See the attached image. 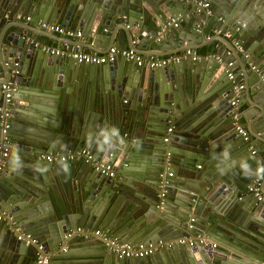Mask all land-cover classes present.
<instances>
[{"label":"water","instance_id":"1","mask_svg":"<svg viewBox=\"0 0 264 264\" xmlns=\"http://www.w3.org/2000/svg\"><path fill=\"white\" fill-rule=\"evenodd\" d=\"M202 1L0 0V106L1 85L10 88L4 119L9 154L0 170V264H35V246L17 241V230L35 236L51 264H259L264 259V202L252 194L234 201L235 188L249 186L253 174L244 158L253 150L264 160L259 147L264 146V38L255 32L252 43L248 37L252 16H263L249 2L220 9L217 0H208L215 8L206 14ZM221 13L231 28L243 24L234 35L243 52L218 34L201 43L206 50L199 61L181 59L157 68L117 58L82 64L66 55L71 47L89 54L131 48L143 56L195 50L190 39L197 25L207 36ZM25 15L31 19L25 21ZM169 19H179V27L158 37V27ZM37 20L79 30L80 36L46 31ZM47 39L62 53L45 52ZM236 58L241 73L248 62L263 70L247 78L252 110L240 115L229 104L231 83L221 85V93L208 90L205 96L202 90L213 77L220 84V63ZM236 127L246 130V140ZM81 147L109 161L120 178L81 162L45 164L38 157ZM134 173L137 185L126 181ZM260 190L264 193V180ZM95 226L130 243L204 234L216 246L174 243L143 258H122L94 236H67L75 227Z\"/></svg>","mask_w":264,"mask_h":264},{"label":"built area","instance_id":"2","mask_svg":"<svg viewBox=\"0 0 264 264\" xmlns=\"http://www.w3.org/2000/svg\"><path fill=\"white\" fill-rule=\"evenodd\" d=\"M198 4L205 9L206 14H211L212 10L210 9V2L207 0H204L202 2H198ZM17 17L20 16V14L16 15ZM25 21H29L31 18L29 15L23 16ZM36 25L38 27L43 28L46 31L55 32L64 36H74L79 37L80 32L79 31H71L69 29L64 28L61 25L58 24H48L44 21L37 20L35 21ZM177 21L174 19L167 20L163 24L160 25L157 34L158 37H161L163 32L168 27H175L177 25ZM239 30V27H236L234 31H221L220 29H216L215 32L217 34L221 33L226 38H232V44L236 47V49L240 52H243L240 41L237 39L234 34ZM42 49L49 53V54H60L62 53L59 49L55 47H48L43 46ZM71 60H73L75 63H82V64H94V65H100L104 63L113 62L115 58L120 57L122 59L132 61L135 66L141 67L145 66L148 68H157V67H163L175 62H178L181 59H188L191 61H196L201 58L200 55L196 54L195 51L185 48L181 51L165 55L162 57H143L140 53L134 51L131 48H119V47H109L104 53L101 54H94V53H82L81 51H73L66 54ZM221 66H223V69L225 71L226 78L230 81V93L231 97L229 100V104L232 106H235L238 102V96L240 93V90L242 89V84L238 83L234 79V74L231 71V62H227L226 64L220 63ZM251 67L250 69L255 72L259 73L258 67L255 65L249 64ZM261 81L264 84V77L260 76ZM3 93V100L2 104L0 106V118L2 120L1 128H0V170L2 169L6 158L9 154V146H8V134H7V127L8 124L4 122L5 117L7 116V107L10 103V88H8L6 85H1ZM172 127H167L166 133H169L171 131ZM236 130L240 137L243 140L247 139V133L245 130L236 127ZM164 141H167V136L163 138ZM251 153H254L253 150H251ZM40 159H43L45 162H68V161H77L85 164L86 166L90 167L95 172H98L99 174L106 176V177H113L115 172L113 170L112 165L97 156H95L89 149L86 147H81L73 150H68L63 153L58 152H49L45 154H41L38 156ZM198 167V166H197ZM170 175V172H168ZM247 191L250 192L253 197L260 202H264V194L260 192L259 190V180L256 178L252 181V183L248 186ZM72 234H79L83 236H94L95 238L100 239V241L106 246V249L122 258H143L163 246H169L172 244H180V245H187V246H195V245H202L205 246L208 241L205 237H197L195 239H184L179 238L176 239L174 242H164L162 240H158L156 243H130V242H123L120 241L116 236L110 235L106 230L95 228H86V227H75L70 232L67 233V236H71ZM16 240L17 241H23L26 244H32L35 246V252H34V262L35 264H48L49 263V257L48 254L44 252L43 246L38 242L35 236L30 234L29 232L19 230L16 234ZM211 247L215 246V243L210 244ZM61 250H65V247H62ZM264 264V259L259 263Z\"/></svg>","mask_w":264,"mask_h":264},{"label":"crops","instance_id":"3","mask_svg":"<svg viewBox=\"0 0 264 264\" xmlns=\"http://www.w3.org/2000/svg\"><path fill=\"white\" fill-rule=\"evenodd\" d=\"M208 1V0H207ZM247 2H249V5L253 8V9H255L256 10V12L257 13H261L262 14V16H263V18L262 19H260L258 16H252V18H251V28H252V32H250L249 34H248V37L249 36H251V39L249 38V40H250V42H254V40H255V37H254V34H255V32H256V34H258L257 35V37L259 36V38H261V40L264 38V0H217V3L219 4V7H220V9H222V8H227V4L228 3H230V4H233L234 3V5H236L237 6V4L238 5H241L242 3H247ZM214 8H215V6H213V4L212 3H210V9L213 11L214 10ZM146 12V11H145ZM18 17H20V16H18ZM145 18H146V20H147V24L148 25H150L151 27L153 26V23H152V21L150 20V14L149 13H145ZM170 20V19H169ZM175 21H177V25H176V28H178L179 27V19H174ZM208 20V19H207ZM57 24V23H56ZM230 24H231V21L230 20H228V19H223V17H222V13L219 15V18L218 19H216V21L213 23V25L210 27V29H209V32H208V34H207V36L206 35H203V34H201L200 33V28H201V25L200 24H198L197 25V28H195V30L196 31H198L197 32V34H194V35H191L192 36V39H190V43H192L191 45L192 46H197V48L194 50L195 51V53L196 54H198V55H200L201 56V58H202V56L204 55V52H205V50H206V45H203V44H201V43H203V42H206L207 40H210V39H212V38H216V35H218L216 32H215V30L216 29H220L222 32L223 31H234V29L236 28H231L232 26H230ZM59 25V24H58ZM239 25V30L236 32V34H234V35H237V34H239L240 33V28L242 27V25L243 24H241V23H239L238 24ZM160 27V26H159ZM159 27H158V29H159ZM261 27H263V30H262V28ZM65 28V27H64ZM169 28H174V27H168L166 30H168ZM66 29H69V30H71V31H76L75 29H72V28H66ZM158 29H157V31H158ZM184 30H186V31H188V29H185V27H184V29H183V31ZM77 31H79V30H77ZM157 31H156V34H157ZM181 33H183V32H181ZM221 36H223L221 33H219ZM158 35V34H157ZM163 35V34H162ZM187 33H186V37H187ZM68 39L69 38H72V37H74V36H66ZM161 37H163V36H161ZM224 37V36H223ZM256 37V40H258V38ZM224 38H226V37H224ZM226 39H228V40H230V42L232 43V38H226ZM237 39H239V37L237 38ZM198 41H199V43H198ZM239 41H240V39H239ZM46 43L48 44V47H55V48H57V44L54 42V41H52V40H50V39H47L46 40ZM64 47H66V45L64 46ZM163 47H165V48H167V50H165L166 52H169V51H172V50H170V49H172L171 48V46L169 45V44H164L163 45ZM170 48V49H169ZM57 49H59V48H57ZM71 52H73V51H80L79 50V48H77V47H71ZM174 50V49H173ZM192 50V49H191ZM103 51H106V49L105 50H103ZM104 53V52H103ZM152 53V52H151ZM163 53H165V52H163ZM167 55H169V54H167ZM243 55L244 56H248L247 58L248 59H250V57H253L251 54H248V53H243ZM143 56V55H142ZM163 56H165V55H163ZM143 57H145V58H148V57H162V56H153V55H151V56H143ZM200 58V59H201ZM205 59H206V57H204ZM117 59H122V58H120V57H117ZM199 59V60H200ZM199 60H196V61H199ZM192 62H195V61H192ZM236 64V65H235ZM249 64H252L251 62H248V63H246L245 65H246V69L245 70H243V73H241L240 72V68H239V65H241V61H240V59H238V58H236L235 59V61L234 62H232V64H231V71L233 72V74H234V79H235V81L236 82H238V83H241L242 84V89L240 90V93H239V96H238V98H240V99H238V102H237V105H235V106H233L234 107V109H235V111H236V113H238L239 115L240 114H242V113H248L249 111H251L252 110V107H251V105L253 104V102H251L250 100H249V94H247V78H248V80L249 79H252V74H253V71L250 69V65ZM256 66V65H255ZM257 67V66H256ZM200 69L201 70H203V67H200ZM220 69H222V71H223V73L221 74L222 75V81H221V83L220 84H218V85H215V83H216V80H215V78L213 77V78H211V80H210V83H208V85H209V87L208 88H206V87H204V86H202V90L203 91H206V94H205V96L207 95V93H210L209 91H214L215 90V92H217V93H221V91H222V87H221V85H228L229 86V84H230V81L226 78V75H224L225 74V72H224V69H223V66H221L220 65ZM258 69H259V74L263 71L262 70V68L260 67V66H258ZM77 74V73H76ZM82 76H83V79H85V78H87V75L85 74V73H82L81 74ZM199 76H200V72H199ZM249 76V77H248ZM260 76V75H259ZM75 77H76V75H75ZM261 80V79H260ZM260 80H257L256 82H260ZM229 82V83H228ZM231 86V85H230ZM211 89V90H210ZM209 90V91H208ZM229 90H230V87H229ZM81 99L77 102V106H78V108L80 107V104H81ZM215 104V103H214ZM213 104V105H214ZM214 106L213 107H211L209 110H214ZM208 113V111L207 112H204V113H201L200 114V117H203L205 114H207ZM92 116H94L95 117V115H94V113H92ZM199 117V118H200ZM240 123H244L243 122V118L242 117H240ZM78 124V126H82V124L80 123V122H78L77 123ZM170 127H172V126H170ZM243 130H245V129H243ZM246 131V130H245ZM128 133V132H127ZM130 133V135H132V141H138V139H137V137L134 135V134H131V132H129ZM164 133H165V135H168L169 133H166V129L164 130ZM133 135H134V137H133ZM257 137H259V134H255ZM159 137L162 139V137L163 136H161V135H159ZM168 141V140H167ZM259 147H261L262 148V156H264V146L262 147L261 145L259 146ZM69 150H73V149H69ZM66 151H68V150H66ZM66 151H64V152H66ZM52 152V151H51ZM59 153V152H58ZM60 153H63V152H60ZM95 155V154H94ZM253 155L255 156V157H253ZM99 158V157H98ZM101 159V158H100ZM245 159V161H244V163H245V165L247 166V165H249L250 167H251V170L253 171V174H252V177H251V179H250V184L252 183V181L254 180V179H258L259 180V190H260V184L261 183H263V180H264V173H261L260 172V169H264V160H263V157H261V156H259V155H255L254 153H251V152H249V154L244 158ZM45 164H48V163H53V162H45V161H43ZM68 162H77V161H68ZM68 162H64V163H68ZM109 162V161H108ZM123 163H125V162H122V164ZM113 167V166H112ZM195 167L197 168V164H195ZM113 170H114V168H113ZM114 172H115V170H114ZM136 173H134V174H131V175H128L127 176V179H126V181L129 183V184H131V185H134V184H136L137 185V183H136V178H135V175ZM106 177V176H105ZM113 177H117V178H120V176L115 172V174H114V176ZM110 178H112V177H110ZM247 188H248V186H244V187H239V188H235V196H234V201H242L243 200V198H245L246 196H248V194H251L250 192H248L247 191ZM225 190H227V189H229L228 188V186H225V188H224ZM260 192L262 193V191L260 190ZM264 194V193H263ZM161 195V194H160ZM221 201V200H220ZM220 201H218V205H217V207L220 209V210H223L224 211V209H226L227 207H224V202L222 203V202H220ZM239 208V207H238ZM242 210V209H241ZM240 216V215H239ZM190 220H192V219H190ZM189 220V221H190ZM144 222H145V219H144ZM142 223V222H141ZM95 228H99V227H97V226H95L94 228H91V229H95ZM99 229H101V228H99ZM205 237L204 236V234H202V235H200V234H193V235H191V234H189V236H179V237H176V238H173V239H167V240H163L162 239V241H164V242H174L176 239H179V238H184V239H195V238H197V237ZM119 239V238H118ZM158 240H161V239H157V240H154L153 242H151L152 244H154V243H156ZM206 240L207 241H209V242H211V243H215L216 244V241L215 240H210V239H208V238H206ZM120 241H123V240H120ZM123 242H127V241H123ZM136 243H144V242H136ZM210 243V244H211ZM145 244H147V243H145ZM172 244V243H171ZM170 244V245H171ZM211 246V245H210ZM216 246V245H215ZM75 250H80V248L78 247V248H74ZM82 249V248H81ZM75 254H78L77 252L75 253ZM59 262V264H62L61 263V261H56L55 263H58ZM49 263L51 264V262L49 261ZM48 263V264H49ZM54 263V264H55Z\"/></svg>","mask_w":264,"mask_h":264},{"label":"clouds","instance_id":"4","mask_svg":"<svg viewBox=\"0 0 264 264\" xmlns=\"http://www.w3.org/2000/svg\"><path fill=\"white\" fill-rule=\"evenodd\" d=\"M260 172H261V173H264V169H260Z\"/></svg>","mask_w":264,"mask_h":264},{"label":"flooded vegetation","instance_id":"5","mask_svg":"<svg viewBox=\"0 0 264 264\" xmlns=\"http://www.w3.org/2000/svg\"><path fill=\"white\" fill-rule=\"evenodd\" d=\"M19 230H17V232H18ZM17 234V233H16ZM16 234H15V238H16Z\"/></svg>","mask_w":264,"mask_h":264},{"label":"rangeland","instance_id":"6","mask_svg":"<svg viewBox=\"0 0 264 264\" xmlns=\"http://www.w3.org/2000/svg\"><path fill=\"white\" fill-rule=\"evenodd\" d=\"M70 53V52H69Z\"/></svg>","mask_w":264,"mask_h":264}]
</instances>
